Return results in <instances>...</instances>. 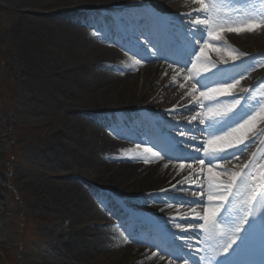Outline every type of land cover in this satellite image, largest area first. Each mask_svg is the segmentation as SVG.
<instances>
[{
	"label": "bare ground",
	"instance_id": "1",
	"mask_svg": "<svg viewBox=\"0 0 264 264\" xmlns=\"http://www.w3.org/2000/svg\"><path fill=\"white\" fill-rule=\"evenodd\" d=\"M16 2L23 10V21L30 18L33 23V29L28 30L32 57L29 68L19 76L25 77L24 84L29 89L26 98L32 100L37 113L54 109L64 112L57 133L47 145L35 149L34 157L44 166L69 169L67 174L73 176V180H66L52 191L53 203L45 199L46 195H40L41 202L45 199L48 205L57 209L62 219L69 220L68 238L58 241V257L51 264H168L165 257H148L146 250L140 252L132 248L124 235L109 234L111 230L107 226L97 231L89 225L100 214V196L121 209L128 221L136 223L142 216L139 213L142 208L135 206V201H146L161 189L169 188L170 191L173 182L177 183V188L185 182L183 175L190 168L180 170L179 165L166 158L165 152L161 158L147 154L150 162L145 163L143 149L136 145L124 142L126 154V149L121 152L114 147L116 137L133 141L138 135L135 137L137 142L151 140L146 117L180 130L177 123L172 126L164 119L182 120L184 116L177 109L185 103H188V109H200L194 102L189 103L191 97L186 93L190 85L183 80V73L173 83V68L152 60L153 51L158 49L160 57L169 52L170 46L153 43L156 48H152L150 55H138V59H134L131 55L134 48L122 40L123 32L128 33L133 44L141 47L138 30L144 25L147 12L173 16V13H182L185 5L176 9L161 8L171 0ZM81 6L92 7L93 11L88 15L71 11ZM85 25L97 31L85 29L86 33H82ZM168 35L174 37L175 34L169 32ZM221 35L226 44L218 47L221 51H216L220 61L222 55H227L225 49L228 46L237 53L250 52L254 47L264 50L263 30ZM232 73V70L228 71V74ZM140 76L144 80L142 87L138 84ZM180 84L185 87L181 88ZM221 98L223 103H230ZM132 121L137 126L140 124L137 132L127 128ZM98 123L108 127V131L102 132ZM101 134L106 143L100 145ZM156 138L164 147L162 138ZM172 141L176 139L172 138ZM174 142L169 145L171 153L177 147ZM116 158L124 160L119 168H114L110 162ZM166 214L175 212L167 211L163 215ZM104 245L115 247L117 251L100 257L97 253Z\"/></svg>",
	"mask_w": 264,
	"mask_h": 264
},
{
	"label": "rangeland",
	"instance_id": "2",
	"mask_svg": "<svg viewBox=\"0 0 264 264\" xmlns=\"http://www.w3.org/2000/svg\"><path fill=\"white\" fill-rule=\"evenodd\" d=\"M190 4H186V0H171L170 4L162 5L161 8L176 9L178 6L185 5L182 12H189L191 11L190 7H196V5L191 6L192 4ZM257 7L262 6L258 4ZM91 8L81 6L71 9V11L88 15L93 11ZM21 10L16 0H0V264H51L53 259L58 257V241L68 238L69 220L62 219L57 209L48 205L45 199L53 203L51 198L52 191L59 188V185L66 183V180H73V176L67 174L70 172L69 169L64 170L54 166H44L34 157L35 149L47 145L57 133L64 112L54 109L42 114L37 113L33 109L32 100L26 98L29 89L24 84L25 77L19 78V76L25 69L29 68L30 58L32 57L33 46L28 30L33 29V23L30 18L25 22L23 21ZM147 15L145 22L149 19V16L150 18L154 16L153 12H147ZM195 15L196 13H193V16ZM174 17L169 18V25L174 30L182 32L180 21ZM82 28V33H86L85 29L93 32L97 31L96 28L89 25H85ZM127 35L129 34H123L125 41H129ZM205 37L207 38L206 33ZM180 40H182V44L184 37ZM219 42L210 41L209 47L205 49V55L208 56V60L214 62L222 70L237 68L233 76L237 79H239L241 74L245 76V79L241 80L240 85L237 86V90L240 91L241 88L249 90L248 92L241 91L239 97L250 95L251 102L259 100L261 104H264V82H262L264 81V67H257L253 70V66L264 64V50H258L254 47L250 52L245 51L247 55L241 56L239 60L233 61L229 59L227 64H222L218 59L219 53L215 50L220 46ZM158 61L161 63L160 65L167 63L166 60ZM215 71L216 69L210 70L209 77ZM143 82V77L140 76L138 81L140 87L143 86ZM241 104L244 107H242L241 116L238 119L243 123L244 119H247L245 113L248 110V106L243 99ZM187 106L188 103H185L178 108V112L184 116L182 120L166 119V123H171L173 124L172 126L179 125L181 127L180 130H173L174 128H170L168 125L165 127L159 121H153L146 117L148 129L151 132L154 129L165 140L170 139V137H176L179 142L183 140L189 145L198 143L203 134L204 136L207 135L203 129L209 122L207 120L205 124H199L198 120L189 122L188 117L195 115L198 111L196 109H188ZM186 107L187 109H185ZM259 125H262V127L258 132L262 133L261 136H263L264 117H258L253 122L252 128H257ZM97 126L102 132L108 131V127L105 125L98 123ZM139 127L140 124L137 126L134 121L127 124L130 132H137ZM181 130L185 131L187 135H178ZM252 132L253 130L249 131L245 136L251 135ZM137 136H134L133 141L116 137L117 145H114V147L121 152L126 149L124 152L126 154L127 145L123 143L127 142L131 145H139V148L142 149L149 147L154 152L157 151L152 143H137L135 141ZM190 136H197L199 141H191L189 139ZM250 138H252V135L249 138H245V140ZM98 143L100 145L106 143L102 134L98 138ZM255 145L256 142H253L247 148L246 155L251 151L247 156L240 155L238 160L233 159L231 162H221L220 167L231 171H239L240 166L247 162L253 150L257 151V145ZM180 152H182L181 156H187L189 152L193 155L196 154L191 148L186 149L181 143ZM125 154L122 153L121 155ZM262 157H264V154L259 159L261 160ZM110 162L111 165H114V168H119L124 160L116 158ZM189 162L184 161L185 168H188L187 164ZM192 163L194 167L196 166L193 168L196 171L190 169L189 173H191L192 179L195 180L199 165L195 162ZM174 164L177 165L179 162L174 160ZM217 170L214 169V171ZM204 176L206 177V169ZM205 180L203 184V204L207 195V179L205 178ZM197 181L196 183L185 181L179 188H177L176 182H173L172 189L168 190L167 193L157 191L146 201H135L134 205L142 208L139 213L143 217L141 219L142 224H144L141 227L143 229L136 227L135 222L128 221L127 216L122 214L121 209L113 207L104 196H100L98 201L100 214L92 220L89 227L98 231L101 227L107 226L111 230L109 234L114 236L124 235L128 239L131 236L129 234H132L136 238L134 240L132 237L131 240L129 239L132 248L140 252L146 250L148 257L165 256L166 248L169 252L184 256L191 251L188 247L189 244L195 246V249L196 247L198 248L199 232L197 231L201 232V230L197 227L182 231L181 228L176 227V223H180L185 228L187 227L181 217L192 220L196 224L202 223V221L196 220V217L191 215L193 208H195L196 212H200L202 210L201 206L188 203H173L172 207H168L163 201L168 200L170 197L173 201L201 199V197L192 195V192L199 190L197 185L200 183ZM173 185H175V188H173ZM42 190L45 192H42ZM40 195H46L45 199H42L43 202L40 201ZM167 211L175 212V214L163 215ZM145 224L151 225V227L156 229V236L159 238L156 242L143 241L145 236L150 235V232L148 230L146 232L144 229ZM172 233H176L177 237L184 239V241L173 240ZM192 238L196 239L195 244ZM114 251H117V248H110L104 245L97 254L100 257H107ZM154 252L157 253L156 256L152 255ZM166 256L174 258L173 256ZM174 264H183V261L178 259L175 260Z\"/></svg>",
	"mask_w": 264,
	"mask_h": 264
},
{
	"label": "snow or ice",
	"instance_id": "3",
	"mask_svg": "<svg viewBox=\"0 0 264 264\" xmlns=\"http://www.w3.org/2000/svg\"><path fill=\"white\" fill-rule=\"evenodd\" d=\"M188 3L196 7L189 12L172 14L180 21L184 41L181 45L180 59H174L169 64V68L179 65L178 68H173L172 82L175 83L177 77L183 73V80L190 85L186 93L191 97L189 103L194 102L200 108L199 112L188 117L189 122L198 120L199 124H205L207 120L209 123L203 129L207 135L203 136L198 143L189 145L183 140L180 141L186 149L191 148L195 155L189 152L187 156L169 157V160L178 161L180 170L185 167L184 161H192L199 165L195 180L192 179L191 173L184 178L190 183H196V180L205 175L206 169L207 204H203L202 182L197 185L199 190L192 192L193 196L201 197V199L173 201L170 197L163 203L168 207H172L173 203L200 205L202 210L196 212L193 208L191 215L202 223L196 224L192 220L181 217L187 227H183L180 223H176V227L181 228L182 231L198 227L203 232V238L208 247L212 248L217 256L222 257L216 260V264H242L234 257L248 249L251 243V229L257 221V213L260 214L261 255L264 257V157L260 161L253 159L243 164L239 171L222 168L220 164L239 159L248 146L245 144L243 133L251 128L258 117H264V104H261L259 100L251 102L250 95L245 97L234 95V90L245 76L241 74L237 79L218 68L214 62L207 59L205 49L209 47L210 41L222 40L221 33L241 34L264 30V0H186V4ZM258 4L262 7H257ZM193 13L196 15L193 16ZM149 44L151 41L146 40L145 47L147 48ZM152 48L155 49L156 46L152 45ZM158 51V49L153 51L152 55L159 58ZM216 51L221 50L216 49ZM225 51L227 55H222L220 61L223 64H227L229 59L237 61L241 56L247 55L237 53L231 46H228ZM136 63L139 64L140 61L137 60ZM257 67H264V64L253 66V70ZM212 68L216 71L211 77L203 75ZM180 87L184 88L185 85L180 84ZM240 91L248 92L249 90L241 88ZM226 96H232L230 103H223L219 99ZM242 99L248 106L245 113L247 119H244L243 123L238 119L241 116L239 108L244 107L241 104ZM178 135L185 136L187 133L181 130ZM189 139L197 141L196 136H190ZM252 142L254 141H249V143ZM139 147L137 145V148ZM143 153L145 163L150 162L147 157L149 153L152 157L161 158L158 151L154 152L149 147H145ZM192 162L187 164L190 169L193 168ZM214 169L219 170L214 171ZM225 176L227 179L221 178ZM161 191L167 193L168 189H161ZM172 236L174 239L177 238L176 233H172ZM188 247L192 246L189 244ZM200 251L201 249L196 248L194 252L190 251L181 256L165 250V255L182 260L183 264H189L190 257L197 255ZM152 255L156 256L157 253L154 252ZM160 258L164 259V256ZM204 259V256H200L194 264H200V261ZM168 264H174V261L170 259ZM260 264H264V259H261Z\"/></svg>",
	"mask_w": 264,
	"mask_h": 264
}]
</instances>
